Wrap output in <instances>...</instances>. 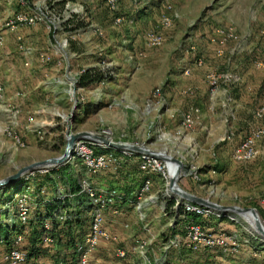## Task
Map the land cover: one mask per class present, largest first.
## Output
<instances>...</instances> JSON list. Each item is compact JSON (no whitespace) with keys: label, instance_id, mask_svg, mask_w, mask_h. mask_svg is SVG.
Wrapping results in <instances>:
<instances>
[{"label":"rangeland","instance_id":"obj_1","mask_svg":"<svg viewBox=\"0 0 264 264\" xmlns=\"http://www.w3.org/2000/svg\"><path fill=\"white\" fill-rule=\"evenodd\" d=\"M6 2L9 4L6 5ZM130 2L137 3L133 15L132 11H129L132 5H122V0H56V2L55 0H0V179L14 174L33 162L60 156L69 133L91 131L102 137L122 142L144 139L147 143L145 145L151 150L179 158L182 161V172H185L190 164L198 167L201 174L200 181L194 182L183 174L177 180L180 189L220 205L255 208L264 227V207L258 204L264 192V146L259 144L257 155L250 161L235 162L230 159L232 145L237 144L242 138H264V112L260 111L264 108V101L260 103L262 97L264 98V0H130ZM57 3H60V6L54 7ZM24 15L28 16V19L19 18ZM72 16L82 21L83 27H86L83 37L79 35L75 39L89 38L91 43L85 47V51L90 50L91 56H94L100 67L112 65L115 69L114 79L111 83L106 81L98 85L96 91L98 99L92 104L86 101L85 95L88 93L76 88V78L84 70L79 68L76 76L66 84L67 94L61 100V106L67 108L64 113L60 112L61 117L58 118L67 127L63 138L51 135L44 141L34 135L33 138H23L26 141L25 146L19 147L15 138L22 139V137L15 127L16 124L24 118L27 119V116L32 120V114L37 117L40 113H33L28 106L30 101H38L42 106L53 107L51 103L54 102H51V97L49 99L46 95L48 93L42 89L43 81L51 76V45L56 42L58 54L64 55L74 39L64 46L62 34L58 33L56 36L53 34V38L51 32ZM132 19L136 20V23H133ZM127 24L133 25L132 30L128 29L130 26L128 27ZM167 30H173L174 36L166 35ZM80 31L75 34H80ZM150 31L160 36L162 43L158 46L148 43L146 33ZM103 39L113 40V43L105 47L102 45ZM79 44L83 46L81 42ZM109 51H114L115 61L110 59ZM183 54L191 55L198 68L209 69L205 73L204 80L206 79L205 83L210 93L219 86L222 88L224 83L232 81L234 75L229 73L230 62L233 61L235 64L241 62L245 75L244 84L252 86L256 93L254 108L250 114L262 124L254 126V121H251L252 128L247 129L242 138H235L236 130L229 129L228 125L219 129L210 138H207L206 130L200 131V138H188L196 126V116L199 117V113L192 107L182 112L179 121L175 118L174 122L170 119L168 120L171 122H166L165 119L159 118L156 122L154 119L149 128L150 132L145 133V138L144 121L151 109L160 106L159 111L157 110L159 113L169 108L168 103H165L166 97L161 94L166 81L159 83V80L166 76L167 81H170L168 76L171 73L177 76L191 73L188 68L183 69V63L188 60L191 63V60ZM145 55L154 58L155 62L150 65L145 64ZM164 57L166 59H163ZM199 61H202L201 66ZM138 65H141V69L133 80L132 73ZM188 66L191 68L193 65ZM150 67L154 69L150 71ZM209 76L215 79L214 86L208 84ZM186 92L192 93V89L189 88ZM68 98L75 101L70 109V105H67ZM22 105L26 108L24 112ZM222 112L220 107L219 113L223 116ZM187 115L189 120L185 123ZM174 117H176L175 113ZM259 121L257 122L260 124ZM60 130L59 125L58 131ZM251 130L252 132L248 134ZM67 163L71 166L75 165L73 159H68ZM53 170H49L46 174H51ZM24 174L16 181L22 179ZM154 176L160 185L157 194L162 201L163 209L156 212L152 209L154 212L151 211V214L157 212L165 214L164 217L168 221L159 219L154 225L149 222L148 225L142 226L144 222L137 219L139 213L130 212V217L127 216L125 220L129 223V227L125 229L113 223L115 227L121 228L117 227L115 233L131 230L134 234H140L145 233L151 226L153 231L160 233L162 239L166 237L164 233L168 237L181 233V226L186 221L184 214L181 208L174 209L173 206L168 207V204L170 200L184 199L175 193L165 191L160 176ZM16 181L0 188V196L3 191V197L5 199L9 197L12 193L10 187H14ZM2 202L0 200V222L5 217L8 222L12 214L2 207ZM141 212L147 216L150 214L146 209ZM223 213L227 216L219 219L210 215H201L199 220L193 219L207 228H213L221 222L224 225L231 224L228 217L233 216L232 218L237 220L233 222L236 230L242 235L248 236L250 232L258 235L251 228L252 224L249 226L247 223L245 214L240 213L247 221L236 212L223 211ZM54 237L55 244H59L56 233ZM36 243L33 261L30 264L51 262V247H42L39 241ZM252 245L254 246V243ZM256 247L260 251L264 250L263 247ZM1 249L4 250V247L0 245V251ZM188 253L195 256L189 264L264 262V252L259 259L233 262L229 258L213 261L211 258L213 256L204 251L201 252L204 256V261L201 263L197 262L198 253L191 251ZM29 261L27 260L26 264Z\"/></svg>","mask_w":264,"mask_h":264},{"label":"crops","instance_id":"obj_2","mask_svg":"<svg viewBox=\"0 0 264 264\" xmlns=\"http://www.w3.org/2000/svg\"><path fill=\"white\" fill-rule=\"evenodd\" d=\"M8 4L9 2H6V5ZM123 4L132 5L131 6L132 8L129 7L130 8L129 11H132L131 13L132 15L136 12L137 3H132L130 2V0H122V5ZM55 6L59 7L60 3L55 4L54 7ZM54 7L53 9L55 10ZM132 15L130 16L131 18L133 17ZM133 23H136V20L135 21L133 20ZM131 24H127V25L128 27L130 26V28L128 29L132 30L133 25ZM157 25L159 26V23H157ZM70 26L71 25L67 23L66 20L63 22L62 26L61 24L58 25V27L51 32V36H53V38H54L53 34H55V36L58 33L62 34V36L64 37V39L62 40L64 46H67V44H69L72 41L71 39L74 40L71 42V44H69V48L67 49L66 52L63 53L64 55L60 53L58 54V51L56 50L58 44H56V42H54L51 45V49H52L51 76L47 80L43 81L42 89L43 91H45V93H48L46 95L49 96V99L51 97V102L52 101L54 102L51 103L53 107H50L48 105L42 106V104L38 103V101L37 102L30 101L28 106L30 107V109L33 110V113L35 112H40V113L39 116L37 117L35 116V114H32L33 117L32 120L30 116H27V119L24 118V120H21L20 123L16 124L15 127L19 132V135L22 137L24 143L26 141L23 138L26 139L33 138L34 135L37 137V139L39 140L44 139V141L47 140L46 139L47 137L48 138L51 137V135H56L63 138L64 130H66L67 127L64 126V123H62L63 121L58 120V118L61 117L60 112L64 113L67 109L66 107L61 106V100L64 99L65 94H67L66 84H69V80L76 76L78 72L77 70L79 68L99 66L95 61L96 59L94 58V56H91L90 50L85 51V47H87V45L91 43L89 41V38L77 37L79 40L75 39L76 36L79 35L82 36V34L86 33L84 31L86 30V27L83 28L81 27L77 30H70ZM78 31H80V34H75V32ZM165 33L166 35L171 34L170 35L171 37L174 36L172 35V33H174L173 30H167L165 31ZM1 34L3 35V32H1ZM176 35L177 33L175 32V36ZM64 40H67V42H64ZM78 41H80L83 46H81L79 44L80 42ZM112 41L110 39L109 40L103 39L102 45L105 47L110 46L111 43H113ZM76 47L79 48L77 49ZM217 51L216 54H218ZM109 52H110V56H109L110 59L112 61H115V56H114L115 53H113L114 51H109ZM184 56L188 57L191 60L190 61L191 63H189V60L183 63V69L188 68L191 71V73L190 75H185L183 73L182 75L179 76L175 75L174 73H171L168 76V79H170V81H167L166 76H164L162 80H159V83H164L166 81V86L164 89H162L161 94L166 97L167 102L165 99V103L166 104L168 103L169 108L159 113L158 111L160 109V106L153 107L151 109L150 113L148 114V116L145 118L144 121L145 138H146L145 133L147 131L150 132L149 128L151 127V123L152 121H154V119L156 122H158L159 118L165 119L166 122L167 121L169 122L170 120L174 122V120L176 119L179 121L182 112L185 111L186 109L189 110L192 107H194L196 112L199 113L198 115L199 117L196 116V120H195L196 126L192 130L191 136L188 138H200L199 135L201 133L200 131H204V130H206L205 132L207 134V138H210L211 135L217 133L219 129H221L222 127L224 128L226 125H228L229 129L236 130L237 137L235 138H242V135L244 136V133L247 132V129L250 130L252 128L251 124L253 123H251V121L252 122L254 121V126L256 125L260 126L262 124L261 121L252 118L250 114L252 108H254L256 93H255V89L252 86H248L244 84L245 75H243V68L241 62L235 64L233 61H231L230 62L231 72L229 73L234 75V77H232V81H229L226 84L224 83L223 84L224 86L222 88L219 86L213 93H210L208 86L205 83L206 79L204 80L205 73L209 69L204 70L205 68L202 67L198 68V66H196V61L193 62V57L191 55L190 56L184 55ZM144 58H146L144 59L146 62L145 64L150 65L153 62H155L154 58H152L151 56L145 55ZM163 59L166 58L164 57ZM63 63L65 64V66ZM188 65H193V66L190 68V66ZM140 66L141 65H138L136 70L132 73L133 80L136 78V75L138 74V70L141 69ZM109 67H111V69L114 70L112 71V80L108 81L111 83L114 79L113 75L115 74V69L112 67V65ZM68 69L69 72L67 73ZM152 69L154 68L152 67L149 68L150 71H152ZM225 76L227 77V75ZM49 79H51V81ZM226 79L229 80V78ZM49 81L51 82V85ZM101 83L102 82L91 87H78L76 85V88L83 90L84 92H86V94L88 93V95H85L86 101L91 102L93 104L97 102L98 94L96 91L98 90V85H100ZM189 88L192 89V93L186 92V90ZM263 101L264 98L262 97L260 103H262ZM74 102L71 101L70 98H68L67 105H70L69 109L71 108L72 104H74ZM220 107H222L223 116L221 115V113H219ZM21 108H22V112L26 110L24 105H22ZM174 113L176 114V117H174ZM257 121H259L260 124ZM59 125L61 126L60 131H58ZM252 130L248 134H250ZM223 131L225 130L223 129ZM132 142H137L138 144L146 143L144 139L142 141H132ZM115 153L118 156H121L122 159V164L118 170L115 171L108 170L96 175H88L86 173V170L80 163H75V165H73L72 168L67 170L69 174L70 173L72 174V178L76 179L78 186H79L80 178L86 177L88 178L90 184L93 187H96L101 190H115L117 192H120L124 196L123 203L121 204L122 212L119 216L117 217L112 216L108 210L103 213V220L105 227L112 235L113 241H103V240L99 241L98 245L90 253V259L92 264H132L140 257V253L136 249L137 240H143L147 242V246L145 250H146V255L150 260L166 259L174 264H189V262H191L195 258V256L192 253L191 254L188 253L189 251L183 249L175 250L170 248L167 244L168 236L166 235V233H164L166 237L162 239L160 238L161 236L160 233L157 234L156 231L152 230V226L149 227L145 233H140V234H134V232H132L131 230L115 233L117 229L120 227L119 226L115 227L113 223H115L116 225L118 224L125 229L129 227V223L125 220L127 216L130 217L129 216L130 212L139 213L137 219L138 221L144 222L142 226L148 225L149 222L152 223L151 225H154L155 222L159 221V219L168 221V219L164 217L165 214L162 213L159 214L158 212L156 214L153 213L154 215L151 214V211L154 212L153 210H155V212L156 210L157 211L162 210V201L159 200V196L157 194L160 185L158 184V181L154 176V174H150L146 176L138 170L137 154L136 155L134 154L132 156H122L120 152H115ZM77 165H81V167L77 168L76 167ZM67 177L69 176L62 175L61 177L58 174L48 173V174L39 175L35 182L37 188L39 190H42L41 201L38 202V206L35 208L33 213L36 221L38 219L40 220L41 218H43L41 216H47L52 218L56 212L63 210L73 211L75 215L78 211H81L79 217L80 223L78 225L75 223L76 216H74L73 222H66L64 224H59L58 222L56 223L53 234L54 233L57 234V238H58L57 241L59 244H54L53 246H51V248L49 247L51 249V262L47 261L46 264H76L74 262L73 242L77 237V235L81 236L87 232V228L89 224L88 211L90 207L87 211L83 212L82 207L80 206L79 203L80 197L83 199L86 198V200L87 197L84 194L80 193L79 190L78 193H74L75 190L72 188V185L69 183V179ZM145 177H149L151 179V186L147 194H145V196L140 200L142 205L139 210L137 208V205L135 204V202H137V198L135 195L142 184V180ZM10 189H12L13 191V188ZM56 198L60 200L65 199L66 202L63 203L62 206L56 208L53 212H49L48 215L39 214L44 211L46 212L45 209L46 205L51 204L52 200ZM0 200L2 201L5 200V198L3 197V191L1 192ZM258 204L261 205L260 201L258 202ZM129 209H131V211ZM145 209L148 212H150L148 216L145 213L141 212V210H145ZM6 221H7L6 217L1 220V222H6ZM9 221L10 220H8V222ZM34 228L39 230L41 233V226L38 227L33 226V223L29 226L28 232L26 233V239H27L26 242L28 243L24 244L25 246L27 245L28 251L30 246V240L37 237V236L36 237L33 236ZM209 229L236 230V226L233 223L224 225L223 222H221L220 225L214 226L213 228H209ZM2 241L3 242L0 245L4 247V250L1 249L2 251H0V258L6 252L7 249V245H6L7 240H2ZM253 243L254 246L252 245ZM256 246L264 248V246L259 245L257 242H254L253 240H249V242L241 248V251L235 257H224L218 254L217 252H209V251H205V252H208L213 256L211 257L213 261L215 260L222 261L225 258L226 259L229 258L232 259L233 262L234 261L236 262V260L244 262L249 259H259L262 257L261 253H263L264 250L260 251L258 250L259 248H257ZM117 248H123L126 250V256L124 258H119L116 256L115 250ZM201 252L204 251L193 252V253H198L199 258H197V262L199 263L204 261V256ZM27 260H30L28 262V264H30V262L33 261V257L28 258ZM260 264H264V262L261 261Z\"/></svg>","mask_w":264,"mask_h":264},{"label":"built area","instance_id":"obj_3","mask_svg":"<svg viewBox=\"0 0 264 264\" xmlns=\"http://www.w3.org/2000/svg\"><path fill=\"white\" fill-rule=\"evenodd\" d=\"M200 62L202 61H199V65ZM72 90H74L73 86ZM106 139L115 141L113 138L106 137ZM15 140L19 147L25 146L21 138H15ZM132 143L141 145L137 142ZM259 144L264 146V138H242L233 146L230 157L235 162L250 161L257 155ZM115 152L116 150L109 148L105 144L82 139L75 141L69 160L73 159L74 162L78 161L88 175H96L104 171H115L120 168L122 159ZM118 152L122 156L136 155L135 152L130 150H121ZM182 158L184 157L182 156ZM137 167L146 176L150 174L160 176L165 191L171 193L168 188L171 175L169 174L167 161L150 154L139 153L137 154ZM48 171L49 169L32 170L24 174L22 177L24 182L21 189L14 192L11 202L5 205V208L12 214L9 220H12L19 226V230L14 231L13 235L7 240L8 246L6 252L0 258V264H26L28 259V248L27 245H24L28 243L26 242V233L28 232L29 226L36 222L33 213L38 206V202L41 201L42 193V190L37 188L35 182L38 175L46 174ZM183 174L184 176H189L194 182H199L201 178L199 169L194 164H190L185 172H182L180 169L179 176ZM79 186V192L87 197L90 209L88 211L89 224L87 232L81 236L77 235L73 242L74 262L76 264H92L90 253L98 245L99 241H113L112 235L105 227L103 213L108 210L112 216H119L122 212L121 204L123 203L124 196L115 190H101L93 187L86 177L80 178ZM150 186L151 179L145 177L135 195L137 198L135 204L139 210L142 205L140 200L147 194ZM260 204L264 207V192L260 199ZM172 206L174 209L181 208L184 214L183 217L186 219L185 224L181 226V233H176L167 238V244L172 249H183L191 252H217L224 257H235L249 240H255L259 245L264 244V237L255 235L252 232L248 233V236H244L237 230H211L193 219V214L199 217L201 215H210L216 219L223 218L227 216L223 211H213L204 206L200 207L199 204H193L189 201L179 199H174ZM74 216L73 211L63 210L56 212L52 218H43L41 221L42 224L40 225L41 233L39 235L41 246L48 248L55 244V237L53 236L54 222H58L59 224L73 222ZM232 217H228L231 223L237 222ZM0 242L2 243L3 241L1 240ZM146 246L147 242L143 240L136 241V249L140 253V257L132 264H174L166 259L150 260L146 255ZM115 254L119 258H124L126 256V250L117 248Z\"/></svg>","mask_w":264,"mask_h":264},{"label":"water","instance_id":"obj_4","mask_svg":"<svg viewBox=\"0 0 264 264\" xmlns=\"http://www.w3.org/2000/svg\"><path fill=\"white\" fill-rule=\"evenodd\" d=\"M87 139V140H93L102 144H105L116 151L121 150H130L135 152L136 154L139 153H146L150 154L155 157H159L162 160L165 161H171L177 164V170L175 171L173 176H170L168 188L171 192L175 193L182 199L193 202L195 204H199L217 211H232V212H252L254 215L257 214V210L252 207H239V206H225L220 205L218 203H215L213 201H210L209 199L198 197L194 194H191L189 192H186L182 189H180L177 186V180L179 177V171L182 168V161L177 158L173 157L171 155L165 156L161 154V152L151 150L149 147H147L145 144L137 145L132 142H122V141H109L105 137H102L94 132H77V133H69L66 137V144L63 153L60 156L57 157H51L42 161H36L33 162L21 169H19L14 174L4 178L0 179V188L11 184L12 182H15L22 174L32 171V170H44L49 169L53 170L55 167L62 166L67 163L68 159L72 155V148L74 146L75 141ZM252 228V227H251ZM255 233H257L259 236L264 237V227L262 224L258 223L255 225L254 228H252Z\"/></svg>","mask_w":264,"mask_h":264},{"label":"trees","instance_id":"obj_5","mask_svg":"<svg viewBox=\"0 0 264 264\" xmlns=\"http://www.w3.org/2000/svg\"><path fill=\"white\" fill-rule=\"evenodd\" d=\"M67 23H69L71 25L70 30H77V29L84 26V23L80 20H77L74 16H72L69 20H67ZM112 71L113 70L109 66L108 67L106 66L103 68H101L100 66H92V67L84 68L83 72L78 76V78L76 80V85L78 87H91V86L99 84L100 82L112 80ZM55 144L57 145L58 143H55ZM54 147L56 148L57 146H54ZM116 152H118V151H116ZM75 163H79V162L76 161ZM70 168H72V166L69 165L68 163H66L62 166H59V168H54L55 170H53V172H51V174H58L61 177H62V175L69 176L67 178L69 179V183L72 185V188L75 190L74 193H78L79 186L77 184L76 179L72 178L71 173L69 174L67 172V170H69ZM23 182L24 181L22 179H20V180L16 181L14 187L13 186L10 187V188H13V191H12L11 195L9 197H7L2 202V207L4 209H6L5 205L8 204L9 202H11V198H12L13 193L21 189ZM79 195H82V194H79ZM65 202H66L65 199L60 200V199L56 198V199L52 200L51 204L46 205V208H45L46 212L44 211V212L39 213V214L48 215L49 212H53L56 208L62 206V204ZM79 203H80V206L82 207L83 212H85L89 209V205H88L86 198L83 199L80 197ZM173 203H174V201L170 200L168 207L172 206ZM80 213H81V211H78L75 215L76 216L75 223L77 225L80 223L79 222ZM41 217L46 218L47 216H41ZM193 217L195 219L199 220L198 215L193 214ZM43 218H41L40 220L38 219L35 223H33V226H37V227L40 226L42 224L41 221ZM55 225H56V223L54 222V228H55ZM16 230H19V226H17L12 220H10L9 222H7V221L6 222H0V240H8L13 235V232ZM39 233H40V231L37 230L36 228H34L33 236H35V237L37 236V237L30 240L28 258H31L33 256L34 250L36 249V246H37L36 242L39 241ZM53 236H54V234H53Z\"/></svg>","mask_w":264,"mask_h":264},{"label":"bare ground","instance_id":"obj_6","mask_svg":"<svg viewBox=\"0 0 264 264\" xmlns=\"http://www.w3.org/2000/svg\"><path fill=\"white\" fill-rule=\"evenodd\" d=\"M113 1V0H112ZM110 4V3H109ZM112 4V3H111ZM110 4V5H111ZM28 16L24 15V16H19L20 19H28L27 18ZM30 17V16H29ZM15 18V17H14ZM18 18V19H19ZM35 18V17H34ZM30 19V18H29ZM33 22V21H32ZM12 23V22H11ZM46 23V22H45ZM10 25V24H9ZM12 25V24H11ZM18 25V24H17ZM28 25V24H27ZM20 26V25H19ZM146 38H147V41L150 45L152 46H158L161 42V38L158 34H155L154 32H147L146 33ZM208 84L211 85V86H214L215 85V79L214 78H210L209 76V79H208ZM261 112H264V108H262L260 110ZM187 120L185 121V123H188V120H189V116L187 115L186 116ZM166 151V150H165ZM165 153V152H164ZM164 153L161 152V154L165 155ZM165 156H169V155H165ZM168 165H169V174L171 176L174 175L175 173V170H176V164L174 162H171V161H167ZM237 214L241 215V214H245L247 220L243 217V215H241L248 223H249V226H251L250 224H252V228L255 227V225H257L258 223L261 224L260 222V217L258 214L254 215L252 212H244V211H239V212H236ZM241 213V214H240Z\"/></svg>","mask_w":264,"mask_h":264}]
</instances>
